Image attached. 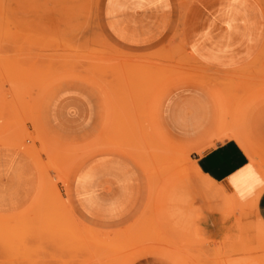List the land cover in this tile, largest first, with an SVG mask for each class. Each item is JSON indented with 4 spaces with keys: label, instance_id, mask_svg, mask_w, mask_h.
<instances>
[{
    "label": "rangeland",
    "instance_id": "374dc122",
    "mask_svg": "<svg viewBox=\"0 0 264 264\" xmlns=\"http://www.w3.org/2000/svg\"><path fill=\"white\" fill-rule=\"evenodd\" d=\"M103 1L0 0V144L44 156L46 173L27 210L0 215V264H264L256 201L239 198L246 210L229 213L232 193L193 168L207 147L161 123L172 91L198 85L217 105L220 137H241L264 165V47L225 72L194 61L179 31L163 46L128 48L107 32ZM106 152L129 156L147 184L142 210L112 228L85 224L69 189L77 167Z\"/></svg>",
    "mask_w": 264,
    "mask_h": 264
},
{
    "label": "crops",
    "instance_id": "0c3cea01",
    "mask_svg": "<svg viewBox=\"0 0 264 264\" xmlns=\"http://www.w3.org/2000/svg\"><path fill=\"white\" fill-rule=\"evenodd\" d=\"M102 20L117 43L134 49L163 46L167 36L179 31L188 55L218 72L242 68L264 47V10L257 0H104ZM2 108L0 94V116ZM161 123L192 145L206 146L193 154L199 175L221 190L248 199L245 202L253 198L257 216L264 222L262 171L237 137H220L217 105L207 91L194 84L172 91ZM55 128L59 130L60 125ZM51 140L57 146L76 145L70 139ZM40 157L44 158L31 149L0 144V215L27 210L39 188L46 186L45 168L37 164ZM69 189L75 211L93 227L112 228L131 221L147 200L139 166L117 152L87 158L75 170ZM43 206L38 204L36 210ZM27 225L37 227L38 220L30 218ZM135 264L161 263L142 259Z\"/></svg>",
    "mask_w": 264,
    "mask_h": 264
},
{
    "label": "bare ground",
    "instance_id": "6f19581e",
    "mask_svg": "<svg viewBox=\"0 0 264 264\" xmlns=\"http://www.w3.org/2000/svg\"><path fill=\"white\" fill-rule=\"evenodd\" d=\"M234 135V134H233ZM235 136V135H234ZM235 137H237L240 141H241V143L244 145V148L246 149V151H247V153H248V155L250 156V158H251V160H252V162L255 164V166L257 167V168H259V169H261V171H262V174H263V177H264V165H263V163L261 164L260 162H259V158H257V156L254 154V152H253V150L250 148V146H249V143H247V141H243L242 140V138L241 137H239V136H235ZM241 138V139H240ZM29 153V152H28ZM193 168L197 171V168L195 167V164H194V166H193ZM232 195V194H231ZM232 198L234 199V201L232 200V201H228L229 203H231V204H234L233 202H235V203H238V205H236L235 207L234 206H231V205H227V211H228V207L230 206V208H232L233 210H232V212H230L231 211V209H230V211H229V213H234V212H236L237 213V211H239V212H241L240 214L242 215V209L244 208L245 209V206L244 207H242V205H247L248 206V204H240V202H242V201H240L239 200V198L235 195V194H233L232 195ZM228 203V204H229ZM235 205V204H234ZM240 205V206H239ZM238 206L240 207V208H242V209H239L238 208ZM234 208H236L235 210H234ZM239 209V210H238ZM248 209H249V207H248ZM241 210V211H240ZM246 210V209H245ZM234 211V212H233ZM244 211V210H243ZM228 214V213H227ZM234 215H235V213H234ZM239 219V218H238ZM242 226V225H241ZM97 238V237H96Z\"/></svg>",
    "mask_w": 264,
    "mask_h": 264
}]
</instances>
